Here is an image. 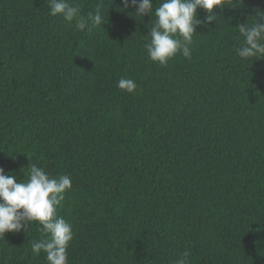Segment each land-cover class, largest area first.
I'll return each mask as SVG.
<instances>
[{"label": "trees", "instance_id": "trees-1", "mask_svg": "<svg viewBox=\"0 0 264 264\" xmlns=\"http://www.w3.org/2000/svg\"><path fill=\"white\" fill-rule=\"evenodd\" d=\"M67 2L105 24L78 31L48 0H0V168L71 177L56 209L73 225L68 264H175L185 251L190 264H264V58L236 54V27L264 0H225L191 59L166 66L144 47L161 0L142 18L122 0ZM40 227L5 233L0 264H49L31 251Z\"/></svg>", "mask_w": 264, "mask_h": 264}, {"label": "clouds", "instance_id": "clouds-1", "mask_svg": "<svg viewBox=\"0 0 264 264\" xmlns=\"http://www.w3.org/2000/svg\"><path fill=\"white\" fill-rule=\"evenodd\" d=\"M124 8H134L138 17L153 12V0H122ZM50 15H61L69 27L83 31L91 20L94 26L104 25V19L96 11L82 15L79 5L67 0H48ZM227 6L225 0H161L155 8V21L145 36L144 45L150 61L166 66L177 54L191 59L193 36L196 28L207 22L215 21L214 8ZM197 9H204L206 20L197 18ZM251 25L240 24L236 28L243 41L236 54L243 60L257 56L264 58V12L257 10ZM117 87L134 94L138 85L129 78H121ZM28 179L17 182L13 175H7L0 168V239L5 233H18L32 222L41 225L39 231L46 237L33 242L31 251L39 255L46 253L49 264H68V248L73 240L74 231L71 222L58 216L57 206L65 199V193L72 189V180L68 175L53 177L43 167L30 163L27 167ZM189 253L185 251L175 264H190Z\"/></svg>", "mask_w": 264, "mask_h": 264}]
</instances>
